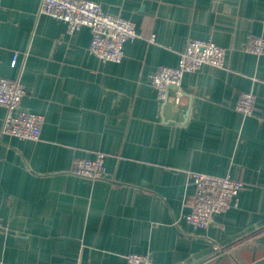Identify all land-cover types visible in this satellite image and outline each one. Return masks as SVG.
<instances>
[{
    "label": "crops",
    "instance_id": "0c3cea01",
    "mask_svg": "<svg viewBox=\"0 0 264 264\" xmlns=\"http://www.w3.org/2000/svg\"><path fill=\"white\" fill-rule=\"evenodd\" d=\"M40 1L0 0V76L24 84L20 109L45 116L41 139H22L1 132L0 106V264H127L132 252L264 264V53L244 49L264 37V0H94L143 35L120 62L92 54L90 28L67 33ZM192 37L225 47V67L185 73L179 102L172 88L162 101L151 76ZM244 91L250 116L236 109ZM98 151L103 178L73 172ZM190 171L246 184L206 228L185 219Z\"/></svg>",
    "mask_w": 264,
    "mask_h": 264
},
{
    "label": "built area",
    "instance_id": "2783aa9c",
    "mask_svg": "<svg viewBox=\"0 0 264 264\" xmlns=\"http://www.w3.org/2000/svg\"><path fill=\"white\" fill-rule=\"evenodd\" d=\"M39 13L64 21L69 34H74L83 27L90 28L92 37L89 50L104 61H122L125 44L143 37L134 21L105 11L94 0H41ZM150 39L153 41L154 36H150ZM244 49L257 55L263 54L264 37H250ZM226 55L227 49L211 39L189 38L184 50L179 52L176 66L164 65L152 74L151 81L158 98L166 101L172 88L175 89L176 101L179 102L185 73L197 71L204 65L223 68ZM18 56L19 52H15L13 65ZM26 94L27 89L19 78L0 76V106L6 108L7 112L1 132L38 141L41 139L45 116L20 109ZM236 109L244 116L253 115L256 111L255 94L252 91L242 92ZM73 172L93 180L103 178L106 174L105 154L98 151L93 158H77ZM189 177L194 186V196L185 219L195 227L206 228L214 221L215 215L225 212L231 206H237L238 195L246 185L242 179L230 175L202 171H190ZM127 264L158 263L147 254L132 252L127 255Z\"/></svg>",
    "mask_w": 264,
    "mask_h": 264
}]
</instances>
